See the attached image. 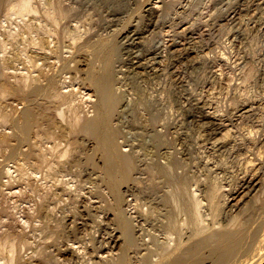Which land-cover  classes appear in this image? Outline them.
<instances>
[{
    "label": "rangeland",
    "instance_id": "1",
    "mask_svg": "<svg viewBox=\"0 0 264 264\" xmlns=\"http://www.w3.org/2000/svg\"><path fill=\"white\" fill-rule=\"evenodd\" d=\"M20 1L21 0H0V74L2 76H5H3V78H9L8 80L10 81H15L19 79L20 76H24V71L26 72L25 77L28 76L27 84H23L19 91H3L5 93L2 94L0 92V132L4 130L3 132H9L11 136L7 143H0V169L2 171L0 184L2 193H0V199H5L4 202L2 200L3 206H8V211L11 209V214L16 213V215H14V217L17 216L15 217L16 219L18 218V220L20 221L23 220V217L21 216L24 214V212L27 210H31L32 212L33 208H35V201L40 198L38 192L36 191V187H41V185L44 183L45 185H42L41 188H50L51 185L54 187L53 181L55 182V179L53 177H55L56 175H53V173L55 171H51L52 173L47 177L48 179H41L43 178L42 175L47 173V170L49 171L48 167L54 166V168L58 169L59 161L60 168L63 163H66L67 165L63 166L67 167V171L69 172V174L64 177V179L70 181L69 184L72 185V188H74L75 190L73 192L74 194L70 196V199L72 200L67 199V196H65L64 198L67 201L63 202L61 204L62 206L60 205V208L58 207V209L60 210L61 208L63 209L65 207L67 209L65 208L61 211L57 209L58 211L56 210V214L61 215L62 211H67V213L74 211L76 210L74 208H80L85 204H98V201L100 204H98V213L96 211V214L95 212H93V216L85 215L81 220L78 219V222H86V225H84L79 234V236L82 237L85 235L83 237V244L81 243V245H83V248L81 247L80 251L82 255L80 254L81 259L79 257L78 259L76 258L77 260L72 259L74 261H69L70 264H95V262L98 261L100 249H105L107 253L109 252V249L105 248L107 242H104L108 240L107 238L109 237V235L117 236L119 239L117 245L112 249L111 253L113 255L110 253L111 257H113L114 264H129L130 259L136 255L135 251L133 250V248H136L131 244L130 230L126 219L130 218L131 215H133V213H131L133 206H131L130 203H133V190L135 187L130 178L121 181V175L119 173V170L121 169L120 162L119 160L114 159L111 155L112 149L116 147L119 151L126 150L129 152V149L131 148V145L133 143L132 140H135L134 137H137L138 141L136 142L141 143V145L144 142L149 143V138H145L146 132L149 129V121L158 118L157 120H159V122L161 123L162 119L165 120L164 117H167L170 112H174V116L178 115V112L175 111L176 109L171 111L170 106L173 103V106L177 105L180 101V96L183 94L180 79L184 78L185 80L189 81L190 84L191 82H193V78L194 82L198 86V93H202V90L204 88L202 90L200 89L203 87L204 81H206L205 78L208 76L207 74L211 70L216 71L218 74L223 73V75L221 76L226 78V81L224 78V80L221 79L222 84L226 83L227 81H229L227 84H232L233 82L239 84V81L241 80L238 81L237 76L242 75L243 70H245H242V62L244 58H249L250 62H252L253 66L257 69V73L255 72V75L251 79V82L248 81L245 84L243 83L244 85H240L239 87L235 88V90L233 87L229 88L227 84H224L229 88L227 89L225 87L227 90L224 88V90L221 89L225 95L222 91L217 94L218 92L216 93V91H219V89H216L215 92L214 90L211 91V93L214 92L215 95L212 96L211 94L210 98L213 99L212 101H214V99L215 101L216 99H218V101H214V103H217V105L224 110L233 108L230 105V98L232 97V95L237 96L234 95L235 92H239L241 94L243 93L242 96L239 93V96H237L240 97L238 99H241V101H243V99L245 98L248 99V97L249 99L251 97V99L256 98V102L260 101L257 103H260V105H262L257 106L258 109L256 108L253 111V117H251L250 120H252V122L257 121L255 122V124L257 123V125H261L260 129H262V127L264 126V102L258 96H261L264 91V86L261 82V77L264 76L261 70L263 62L259 54L264 47V34L262 33V36V34H260L258 30L262 26H264V5L258 2L261 0H226L225 2L230 1V4L226 5V7L224 5L225 2L220 4L218 3V1L221 2V0H32L31 4L33 6H31V9H29L31 10L29 11L30 13L26 11V14L23 13L24 15L22 16V13L20 15L18 14L20 12H17V7L20 4ZM52 2L55 4V6L57 5V8L60 9L62 7L61 9L64 10V16H61L58 23H54V21L46 12L47 7H49L50 3ZM34 7L36 9H32ZM222 7L224 11L226 9H230V11L238 9L239 11L236 10L238 13V19H236V21H234L233 23L222 19L221 15H224V12L217 10ZM241 7L244 9L242 10ZM217 14L219 17L217 16ZM181 15H185L187 19L185 17L184 19ZM239 16H241V24L240 22H237L241 21L239 19ZM87 20L89 23L87 22ZM222 21H224V23H222ZM186 22L187 24H185ZM225 22L227 23L225 24ZM261 22L263 25L260 24ZM184 25L189 26L190 29H193L195 33L193 35L188 34L187 36L180 34L183 27H185ZM234 25H240L241 28L239 26L238 27L240 29H238L237 26L235 28ZM241 30L243 33L241 32ZM231 31H237L236 35L238 37L236 36L235 39L233 38V36L230 37ZM71 36L73 37L71 38ZM38 39L40 40V43H38ZM75 39L78 40L75 41ZM257 39H260L259 41L261 43H259ZM72 42L74 43V45L72 44ZM180 44H184V46L182 47ZM55 50L58 51L56 52ZM222 51L223 53L228 54L227 56L229 57H226V60H229V62L227 61L228 64L226 63L227 65L224 64L226 66L222 65L220 68L219 66L221 64H219L218 62L216 63V61L214 60L218 58L217 56H219ZM205 55L209 58L210 63H207V61H205ZM241 57L242 61L239 60L241 59ZM211 58H213V60ZM3 59H7L9 61L4 62L2 61ZM10 62L12 63V65ZM49 63L52 64V66ZM212 63H214L215 66H213ZM234 63L236 67L234 66ZM9 67H12V69L10 70ZM40 67H43V69H40ZM222 69H224V72L222 71ZM177 72L180 76L177 75ZM16 75L19 76V78ZM257 75L260 79H258ZM229 78H234L232 80L233 82H231ZM37 79L40 81L38 82ZM189 79L191 80V82ZM234 83L232 85H234ZM224 85L222 86L224 87ZM57 86H59V88ZM53 87H55V89ZM79 87L82 89H79ZM237 89H239V91ZM54 91H57L58 93L61 92L62 94L64 93L63 95L65 96L62 97L64 100L61 97V100H59V98L57 99L56 97H53L52 92ZM226 92H228L229 94L227 93L228 95H226ZM75 95L76 97H74ZM217 95L221 96L220 99L215 98L218 97ZM55 98L57 101L55 100ZM165 107L166 110L164 109ZM68 108L71 110H68ZM77 108L79 109L77 110ZM60 110L62 111L61 114L65 115L64 118H62L63 115H61L60 118V114L57 113V111L60 112ZM140 112H143V115ZM165 112L168 114H165L164 116ZM67 114H69L70 116H67ZM77 114L79 115V117L81 114L79 124L72 127L69 123H71V121H74V117L75 119L77 118ZM238 117H240V113L236 114L234 119L236 120L238 119ZM52 118L57 122L60 121L56 126L58 129L55 126V129L53 127H51L53 129L49 128L51 126L50 120ZM247 124L245 123L244 125H242L243 128L241 127L240 129L241 133L245 135L249 132V130L246 128ZM174 125L175 124H173L172 128H170L171 132L166 139L169 140L170 144L175 141L174 138L176 137V133H173L175 130L173 128L175 127ZM34 132L38 133V136H36L37 134H35ZM56 135L58 137H56ZM49 136L52 138H50ZM33 140L36 142H34ZM38 141L41 142V144L37 143ZM75 142H77V144ZM156 143L157 144L155 148L148 149L151 150V152L153 151V159L157 158L156 154H158L159 152L166 151L170 145L166 143ZM74 148L77 150H75ZM67 149L68 151H70L68 152L69 154L62 157V151H66ZM139 150L141 151L140 153L143 154H140L142 158L139 156L142 159V162L138 158V165H141L140 169H144V164L149 161L152 162V160L150 159V157L148 159V156L150 155H148L147 158L145 157V155L147 154H145L143 149L139 148ZM37 152H47V161L39 169L41 173L32 174L31 168L35 169L36 166L38 167V165L36 164L38 163V160L36 158L38 156ZM58 156L61 158H59ZM57 157L59 159H57ZM143 157L144 159L148 160H145V162H143ZM71 161H75L72 164L73 166L71 165ZM21 162H25V165H22H24L25 168H28H22L23 170H20V168L18 167L17 169L16 167L19 166ZM34 162L36 165L35 167ZM37 167L36 169L38 170ZM18 170L25 171L20 173V171ZM141 170L138 171L137 176L141 175L140 177H144V179L146 180L147 174L144 173V170ZM27 171L29 175L32 174V178H30V176L29 179L26 174L22 175L25 172L27 173ZM26 177L29 179V181ZM50 177H52V182ZM20 178L22 181H20ZM23 179H25V183L23 182ZM231 179L233 178H230V182L228 183L231 185H235V180L231 181ZM30 182L34 184V189L29 186ZM47 183L50 184L49 187L48 185H46ZM228 183L227 186L229 185ZM166 185H168V183ZM75 186L77 187V189ZM142 187L143 183H141V186L137 189L136 192L141 197V199L147 195V191L144 187L143 191L145 192L140 189ZM80 188L81 190H79ZM4 189L6 190L4 191ZM17 190H21L20 193ZM256 191L257 192H254L252 197L250 198L251 200L249 199V201H247L249 205H245L244 211L242 210L240 214L241 216L238 223H236L232 228V235L234 239L236 240V242L240 243L238 247L239 253L237 256H240L241 259H243L244 257V259L250 258V256H252L253 254H259L260 252L264 251V242H262V251L260 249L258 250V242L264 238V211L262 210L264 204V186L259 187V189ZM121 192L123 199L122 203L123 205L125 204L123 207L125 209V212L127 213H125V218L119 213L118 208L116 207V201L117 198L121 197ZM255 193L256 195H254ZM65 204L66 206L63 207V205ZM11 211H13V213ZM18 212L20 213V215ZM183 216H188L189 218L188 213H183L182 215L175 214L173 216V219L176 217L175 219H179L182 223V218H184ZM246 217L248 221L245 220ZM7 218L8 217H4L3 219L7 221ZM90 221H92V223H90ZM101 222H103L104 224ZM34 223H39V221L35 219ZM142 223H144L143 220L141 221V224ZM187 227H189V225H187ZM27 230H30V227H28ZM36 233L39 234L40 231H37ZM72 236L73 235H71V237ZM67 238L64 241H66ZM60 239L62 240V238ZM90 239L92 241H90ZM40 240L38 239V241ZM47 240L52 241V238H48ZM68 242L69 241H67V243ZM56 248L57 247L55 246L50 249L52 251V249L54 250ZM143 250L141 251L139 249L137 257L138 255H143V253H146V250H144V252ZM54 251L55 252L53 253L56 254L57 251ZM254 251L255 253H252ZM257 257L258 255L255 258ZM139 263L142 264L141 260L139 261Z\"/></svg>",
    "mask_w": 264,
    "mask_h": 264
},
{
    "label": "bare ground",
    "instance_id": "2",
    "mask_svg": "<svg viewBox=\"0 0 264 264\" xmlns=\"http://www.w3.org/2000/svg\"><path fill=\"white\" fill-rule=\"evenodd\" d=\"M208 1H210V0H208ZM225 1L226 0H221V2L218 1V3L220 4V3H223ZM242 1H244V0H242ZM88 2H90V1H88ZM229 2L227 1L224 3L225 7H226V5L230 4ZM258 2H260V4H262V5H264V0H261ZM31 3H32V0H21L20 4L17 7L18 8L17 12H20L18 14L21 15V13H22V16H23L24 14H26L25 13L26 11L27 12L31 11V10H29V9H31V6H33ZM61 3H62V1H61ZM61 3H59V4H61ZM257 4H259V3H257ZM206 5H207V3H206ZM212 6H214V5H212ZM61 8L60 9L57 8V5L55 6V4L52 2V3H50L49 7H47V9H46L47 14L54 21V23H58L61 16H64V10ZM239 8H240V6H239ZM32 9H36V8L34 7ZM243 9L244 8H242V10ZM217 10L224 12V15H221V16H222V19H224L225 21H230L233 23L234 21H236V19H238V17H237L238 13L236 11L238 9L233 10V11H230V9H226L224 11L223 7H222V8H219ZM248 11H250V10H248ZM17 12H15V13H17ZM246 13H247V11H246ZM251 13H253V12H251ZM181 16L183 18L185 17L187 19V17L185 15H181ZM217 16H218V14H217ZM91 17H92V15H91ZM240 17L241 16H239V19L241 20ZM242 17H243V15H242ZM85 18H87V17H85ZM87 22H88V20H87ZM90 22H93V21H90ZM237 22L238 23L240 22V24H241L242 20L237 21ZM262 22L260 23L261 25H263ZM222 23H224V21H222ZM226 23L227 22H225V24ZM185 24H187V22ZM219 25H221V24H219ZM234 26L236 28L237 25H234ZM238 26L240 27V25H238ZM89 27H91V26H89ZM239 27H238V29L241 28V27L240 28ZM245 27H247V26H245ZM259 27H261V26H259ZM84 29H85V27H84ZM234 29H232V30H234ZM242 30H241V32H242ZM251 30H253V29H251ZM258 31L260 34H262V33L264 34V26H262ZM68 32H70V31H68ZM236 32L231 31L230 37L233 36V38L235 39L237 36ZM194 33L195 32L193 31V29H190V27L186 25L185 27H183L180 34L187 36L188 34L193 35ZM78 34H80V33H78ZM263 34H262V36H263ZM80 35H82V34H80ZM72 37L73 36H71V38ZM74 38H76V37H74ZM76 40H78V39H75V41ZM38 43H40L39 39H38ZM259 43H261V42L259 41ZM72 44L74 45L73 42H72ZM227 44H229V43H227ZM47 45H48V43H47ZM180 45L182 47L184 46V44H180ZM160 47H162V46H160ZM235 47H237V46H235ZM52 49H54V48H52ZM187 49H188V47H187ZM221 54L219 56H217L218 58L216 60H214V61H216V63L218 62L219 64H221L219 66L220 68L222 65L226 66L229 62V60H226L227 59L226 57H229V56H227L228 54L223 53V51ZM259 54H260L261 60L263 62L261 70H262L263 75H264V47L262 48V51ZM206 55H205L204 59L208 63L209 58L207 57L208 55L207 56ZM7 57H9V56H7ZM12 57H14V56H12ZM150 57H151V55H150ZM153 57H154V55H153ZM211 59L213 60V58H211ZM186 60H187V58H186ZM239 60L242 61V57ZM2 61L6 62L9 60L3 59ZM181 61H182V59H181ZM214 61H212V62H214ZM212 64H213V66H215L214 63H212ZM224 64H226V65H224ZM237 64H239V63H237ZM242 64H243L242 65L243 67L241 66L242 70L243 69H245V70H243L242 75H239V76L236 75L238 77V81L241 80V81H239V84L238 83L236 84L232 81L234 78L233 79L229 78V80H231V82H233L234 85H232L233 83L227 84L229 81H227L226 83H224L222 81L225 85L227 84L229 88L233 87L235 90V88L239 87L240 85H244L248 81L251 82V79L254 77L255 72L257 73V69L253 66L252 62H250L249 58L248 59L244 58ZM11 65H12V63H11ZM50 65L52 66V64H50ZM4 66H6V65H4ZM36 66H38V65H36ZM61 66H63V65H61ZM234 66H235V63H234ZM7 67H8V65H7ZM245 67H247V68H245ZM41 68L43 69V67H40V69ZM48 68H49V66H48ZM4 69H5V67H4ZM11 69H12V67L10 68V70ZM214 69H215V67H214ZM216 69H217V66H216ZM151 70H152V68H151ZM223 70L224 69H222V71ZM49 71H51V70H49ZM219 71H221V70H219ZM24 73L26 74L25 71H24ZM194 73H195V71H194ZM240 73H241V71H240ZM16 74H18V73H16ZM25 74H24V76H20V78H19V76L16 75L19 79L15 80V81H10V80H8L9 78L8 79L3 78L4 75L2 76L0 74V92H1V94L5 93L3 91H13V92L19 91L21 86H23V84H27V79H28L27 77L28 76L25 77ZM155 74H157V73H155ZM177 75H179L178 72H177ZM207 75L208 76L205 78L206 81H204V85L202 83L203 87L201 88V86H200V88H201L200 90H202L204 88L202 90V93H198L199 92L198 86L194 82L192 77H190V78H192L193 82H191V80L189 79L191 82L190 84H189V81L185 80L184 78L180 79L181 81L179 80L181 83V86H182L181 88L183 89L182 90L183 94L180 96L181 98H180V101L178 102L177 105L173 106V104H174L173 103L170 106L171 111L176 109L175 111L178 112V115L174 116L173 115L174 112L171 113L169 111L170 114L167 115V117H164L165 120L162 119L163 122L161 121V123H160L159 120H157L158 118L149 121V129L147 128L148 130H147L146 136H145V138L146 137L149 138V143L144 142L141 145V143L136 142V141H138L137 137L136 138L134 137L135 140L134 141L132 140L133 143L131 145V148L129 149V152L126 150L125 151H119V150H117L116 147H114L111 151V155L113 156V158L119 160V162H120V168L121 169L119 170V173L121 175L120 176L121 181L125 180L127 178H130L132 183L134 184V187H135L133 190L134 191V193H133L134 197H133V203H132L133 205L130 203V205L133 206L132 211H131V213H133V215H131L130 218L126 219L128 222L129 230H130L131 244L133 245V247L136 248V249L133 248L136 255L133 256V253H132L133 258L130 259L129 264H137V262H138V264H140L139 263L140 260H141L142 264H264V251L263 252L258 251V252H260L259 254L258 253L256 254L254 251L252 253H255V254H253V255L250 254L252 256H250V258H247V259H244L245 257L243 259H241L240 256H237L239 253L238 247H239L240 243L236 242V240L234 239V237L232 235L233 234L232 228L236 223H238L242 210L244 211L245 205L248 204L247 201H249V199L252 197L254 192H257L256 190H258L259 187L264 186V126L262 127V129H260L261 125L259 126V125H257V123L255 124V122H257V121L252 122V120H250V118L253 117V111L257 108V106L260 105V103H257V102H260V101L256 102V100H255L256 98L253 97L254 99H251L252 98L251 96H250L251 97L250 99L248 97V99L245 98V99H243V101H241V99H238L240 97H237V96H239L238 95L239 92L238 93L235 92L236 94L234 93V95H237V96H233L232 94H231L232 97L230 96L231 97L230 98V103H231L230 105L233 108L226 109V110L221 109V107L218 106L217 103L216 104L214 103L215 99H214V101H212L213 99L210 98V95L211 94H212V96L215 95L214 92L216 89L217 90L219 89V91H216V93L218 92L217 94H219L222 90H224L226 88L229 89L228 87H226L224 84L221 83V79L224 78L221 76V75H223V73L218 74L216 71L211 70ZM9 77H10V75H9ZM228 77H231V76H228ZM232 77H234V76H232ZM261 78H262V81L261 80L260 81L262 82V84L264 86V76ZM11 79H13V78H11ZM39 79H40V77H39ZM224 79L226 81V78H224ZM258 79H260L259 76H258ZM65 80H66V78H65ZM39 81L40 80H38V82ZM252 82H253V80H252ZM55 83H57V82H55ZM222 85H224V87ZM60 86H62V85H60ZM150 86H152V85H150ZM178 86H179V84H178ZM219 86H221V87H219ZM57 87L59 88V86H57ZM53 88L55 89V87H53ZM178 88H176V89H178ZM79 89H82V88L79 87ZM212 90H214L213 93H211ZM237 90L239 91V89H237ZM50 91H52V90H50ZM52 93H53V97H56L57 99L59 98V100H61V98L63 96H65V95H63L64 93L63 94L61 92L58 93L57 91H54ZM227 93L228 92H226V95L229 94V93L228 94ZM244 93H246V92H244ZM223 94H224V92H223ZM239 94L242 96L243 93L242 94L239 93ZM159 96H160V93H159ZM74 97H76V95ZM220 97L221 96H218L215 98L220 99ZM258 97H260L261 100H263V102H264V91H263V94H261V96H258ZM56 98H55V100H56ZM59 100H58V103H59ZM135 100H136V98H135ZM216 101H218V99H216ZM79 108H77V110ZM164 109L166 110V107ZM2 110H4V109H2ZM68 110H71V109L68 108ZM232 110H233V112H232ZM6 111H8V110H6ZM61 112H62L61 110H60V112L57 111V113L60 114L59 115L60 118H61V115H63V114H61ZM140 113L142 114L143 112H140ZM238 113H240V117H238V119L235 120L234 117ZM78 114H79V112H78ZM78 114H77V118L75 119V117H74V119H73L74 121H71V123H69L72 127L77 126L79 124L81 114H80V117ZM165 114H168V113L165 112L164 116H165ZM9 115H10V113H9ZM68 115L69 114H67V116ZM64 116L65 115H63L62 118H64ZM138 116H137V118H138ZM162 116H163V114H162ZM59 122H57L55 119L52 118L50 120L51 126L49 128H51V127L54 128V126L56 127ZM247 122H248V124H247ZM245 123L247 124L246 125L247 127L246 126L245 127L249 130L248 134H246V135L241 133V131H240L242 125H244ZM173 124H175L174 125L175 127H173L175 129L173 133H176V137L174 138L175 141H173V143L170 144L169 140H166V139H167V136L171 132L170 128H172ZM145 126H146V124H145ZM53 128H51V129H53ZM3 131L0 132V143L1 144L7 143L11 137L9 132L5 133ZM5 131H6V129H5ZM172 131H173V129H172ZM34 133L37 134L36 136H38V133H36V132H34ZM44 135H43V137H44ZM56 137H58V136L56 135ZM50 138H52V137H50ZM54 139H55V137H54ZM47 140H48V138H47ZM34 142H36V141H34ZM156 142H159L160 144L166 143V144H170L172 146H170V145H169V147L167 146L168 148H167V150L165 149L166 151L161 150L164 152H159L158 154H156L157 158L153 159V156H154L152 154L153 151L151 152V150H148V149L149 148L150 149L155 148V146L157 144ZM37 143L41 144V142H39V141ZM72 143H71V145H72ZM75 143L77 144V142H75ZM51 144H49V145H51ZM139 148L143 149L145 154H147V155H145L146 158L148 155H150V156H148V159L150 157V159L152 160V162L149 161V162H146L144 164L145 165L144 169L141 168L142 170L145 171L144 173L147 174L146 180L144 179V177H140L141 176L140 173L142 170L140 169L141 165L140 166L138 165V162H139L138 158L141 161L142 157L140 154H143V153H140L141 151L139 150ZM75 150H77V149H75ZM68 152H70V151H68V149L66 151L63 150L62 151V157L69 154ZM72 152H73V150H72ZM46 154H47V152H43V153L40 152V153H38V156L35 155V156H37L36 158L38 160L37 161L38 163H36V164L38 165V167L35 165V162H34V167L36 166L38 168V170L36 169V167H35V169L31 168L32 174L33 173L34 174L41 173V171L39 169L47 161ZM56 155H58V154H56ZM58 157H57V159L61 158V157H59V158ZM55 158H56V156H55ZM143 159H144V157H143ZM148 159H144L143 162H145V160H148ZM73 162H75V161H73ZM73 162L71 163V165L73 164ZM24 163L21 162V164H19V166H17V167L15 166V167L17 169L19 167L20 170H23L22 168H24V169L28 168V167H26V168L24 167V165H25ZM22 164H24V165H22ZM28 164H29V162H28ZM59 164H60V161L58 163V169L54 168V166H49V167L47 166L49 168V171L47 170V173L43 174L42 175L43 178H41V179H43V180L46 179L49 175H51L52 170H53V172L55 171L53 173V175H56L55 177H53L55 179V182L52 180V177H50L51 182L53 181L54 187L51 185L50 188H47V187L41 188L42 185H45V183L42 184L41 187H39V186L36 187V191L38 192L40 198L35 201V205H34L35 208H33L32 212H31V210H29V211L24 210L25 212L21 216V217H23L24 221L23 220L20 221V220H18V218L16 219L15 217H17V216L14 217V215H16V213L11 214L10 213L11 209L8 211V209H9L8 206H3V203H2L3 199H0V264H48V263L49 264H70L69 261H71L72 259H76V258L78 259L80 257L81 247L83 248V245H81V243L83 244V237L85 235L82 237V236H79V234L81 232V229L84 227V225H86V222L84 223V222L80 221L81 222L80 223V222H78L79 221L78 219L81 220L82 217H84L85 215H88V216L92 215L93 216V212H95V214H96V211H97V209H99L100 204H99V201H98L99 205L95 204V203L92 204L90 202L91 203L90 205L85 204L84 206H82L80 208L79 207L74 208V209H76L74 211H71L68 213H67V211L66 212L62 211L61 215L56 214V210L58 209V207L60 208L62 206L61 204L65 201H67L64 197L67 196V199L72 200V199H70L71 198L70 196L74 194L73 192L75 190L74 188H72V185L69 184L70 181H67V179H64V177H66L69 174V172L67 171V167L63 166V165H67V164L63 163L61 165V168H60ZM17 165H18V163H17ZM71 165H70V167H71ZM10 169H12V168H10ZM20 170H18V171H20ZM139 170H141L139 173L140 176H137ZM8 171H7V173H8ZM24 171H20V173L24 172ZM72 171H73V169H72ZM27 173H28V171H27ZM27 173L25 172L22 175L26 174V176L29 178L32 174L29 175V173H28V175H29L28 176ZM18 174H19V172H18ZM32 177L33 176H31L30 178H32ZM1 178H2V171L0 169V184H1ZM230 178H233V179H231V181L235 180L234 181L235 185H231L228 183V182H230V180H229ZM9 179H10V177H9ZM29 179H28V181H29ZM24 180L25 179H23V182H24ZM49 180H47V181H49ZM91 180H94V179H91ZM20 181H22L21 178H20ZM24 183H23V185H24ZM141 183H143V187L147 191V195L145 197H143L142 199L138 195V193H136L137 189L141 186ZM167 183H168V185H166ZM227 183L229 184L228 186H227ZM68 184H69V186H68ZM93 184H95V183H93ZM38 185H39V183H38ZM46 185H48V187L50 186L49 183H47ZM29 186L32 189H34L33 188L34 184H32L31 182H30ZM143 187L140 188L142 191L144 189ZM164 187L165 188L169 187V188L165 189ZM76 189H77V187H76ZM5 190L6 189H4V191ZM79 190H81V188ZM20 191H18V192L20 193ZM23 192H24V190H23ZM30 192H31V190H30ZM143 192H145V191H143ZM0 193H2L1 192V185H0ZM120 194H121V197L117 198L116 207L118 208L119 213L125 218L126 212H125V209L123 207L125 204L123 205V203H122V200H123L122 199V192ZM28 195H29V193H28ZM254 195H256V193ZM21 196H22V194H21ZM8 198H9V196H8ZM4 200H3V202H4ZM33 202H34V200H33ZM87 204H89V203H87ZM82 205H83V203H82ZM10 206H12V205H10ZM64 206H66V204L63 205V207ZM65 208H63V209H65ZM63 209L61 208V210H63ZM58 210H60V209H58ZM70 210H72V209H70ZM262 210L264 211V204H263ZM11 212L13 213V211H11ZM97 213H98V211H97ZM183 213L184 214L188 213L189 218H188V216L187 217L183 216L184 218H182L183 219L182 223L180 222L179 219H175L176 217L173 219V216L175 214L182 215ZM19 215H20V213H19ZM4 217H8L7 221H5L3 219ZM35 219H37L39 221V223H34ZM248 219H250V218H248ZM142 220L144 221V223L141 224ZM245 220H247V217ZM90 223H92V221H90ZM101 223H103V222H101ZM187 225H189V227H187ZM28 227H30V230H27ZM104 228H106V227H104ZM189 229H191V230H189ZM37 231L38 232L40 231V233L37 234L36 233ZM68 234H70V235H68ZM67 235H68V238H67ZM71 235H73V236L71 237ZM37 237H39V238H37ZM65 237L67 238L66 241H64L66 239ZM40 238H41V240H40ZM48 238L49 239L52 238V241L51 240L48 241L47 240ZM60 238H62V240ZM38 239L40 241H38ZM107 239L108 240L104 241V242H107L105 248H108L109 252L107 253L105 251V249H100L98 261H96L95 264H114L113 257H111L110 253L112 252L113 247H115L117 245V242L119 239L117 236H114V235H109V237ZM67 241H69V242L67 243ZM90 241H92V240L90 239ZM262 242H264V238L258 242L259 245L257 244L258 250L260 249L261 251H262L261 248H262V244H263ZM55 246L57 247L56 249H54L57 251L56 254L53 253V252H55L53 249H52V251L50 249V248H53ZM255 248H257V247H255ZM48 249H50V250H48ZM139 249L141 251L143 249L146 250V253H143V255L141 254L142 256L138 255V257L141 256L138 258L137 253H139ZM144 250H143V252H144ZM82 251H84V250H82ZM141 251H140V253H141ZM257 255H258V257L255 258ZM80 259H81V257H80ZM72 261H74V260H72ZM90 261H92V260H90ZM86 262H87V260H86Z\"/></svg>",
    "mask_w": 264,
    "mask_h": 264
}]
</instances>
